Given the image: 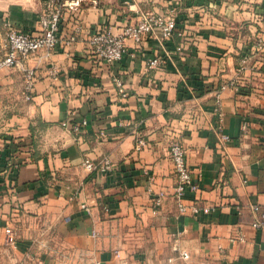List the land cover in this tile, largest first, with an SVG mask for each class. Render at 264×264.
I'll return each instance as SVG.
<instances>
[{
    "label": "crops",
    "instance_id": "0c3cea01",
    "mask_svg": "<svg viewBox=\"0 0 264 264\" xmlns=\"http://www.w3.org/2000/svg\"><path fill=\"white\" fill-rule=\"evenodd\" d=\"M38 9L0 8V56L4 22L38 31ZM172 9L181 35L127 41L118 62L99 60L88 44L94 30L117 35L142 13ZM59 36L47 60L26 62L37 74L30 99L20 72L0 70V264H71L70 252L77 264H264V229L251 226V206L264 210V0H86L63 11ZM156 56L163 62L148 70ZM138 138L146 146L136 151ZM173 139L199 186L184 191V212ZM86 160L108 167L88 171ZM13 221H30V237L9 239ZM237 230L245 241L232 244Z\"/></svg>",
    "mask_w": 264,
    "mask_h": 264
},
{
    "label": "built area",
    "instance_id": "2783aa9c",
    "mask_svg": "<svg viewBox=\"0 0 264 264\" xmlns=\"http://www.w3.org/2000/svg\"><path fill=\"white\" fill-rule=\"evenodd\" d=\"M86 0H45L43 7L40 10L38 16V31H24L17 29L5 23L6 37L3 44V52L0 56V70L3 69H15L22 74L23 78V94L25 99H30L34 91V85L37 78L36 68L28 66L27 60L32 57L38 56V61L47 60L51 52L57 47L61 39L59 36L60 24L63 17V11L65 9L70 11H77L82 3ZM80 27L76 28L78 31ZM159 32L160 39L162 41L169 40L175 33L181 35V32L176 29V22L174 16V10H169L167 14H155L152 12L142 13L138 20L132 24H128L123 27L120 32L115 35L109 28L97 29L88 34V44L93 50L97 58L107 64L118 62L122 59L127 52V41H131L134 46H139L149 36ZM76 41V36L71 35L65 41L66 47L71 46ZM262 45L261 40H257L256 48L260 49ZM179 50V48H178ZM166 56L168 53L166 52ZM163 60L156 56L149 59L146 62V68L148 70L158 67ZM246 58L240 60V68L242 71L245 68ZM52 77L56 76V70L53 68L50 71ZM112 81L117 89V92L122 98H127L129 92L126 91L122 80L112 75ZM234 84H223L220 86V90L225 89L227 86H233ZM215 112L219 115V120L222 119V111L220 109L219 91H216L215 100ZM63 126L67 127L66 123ZM78 125L71 127V131H77ZM247 125L242 124L243 131L246 130ZM222 140H228L229 136L221 134ZM146 146V141L143 138H138L135 142L134 150L139 151ZM169 157L172 161L176 184L174 187V197L178 202V209L180 212H184L186 207L181 203L182 195L185 190L196 192L199 189L197 182L192 178L191 172L187 166L185 159V148L182 143L173 139L169 144ZM84 167L88 171H104L108 167V162L104 161L101 165H95L89 160L84 162ZM144 175L147 177L148 182H152L153 176L144 170ZM148 190L151 191L149 184ZM165 197L164 191L154 192L152 197L153 212L162 205V201ZM192 212L196 213L198 209L196 207L190 208ZM204 213H208L212 210L211 207H204ZM251 210L254 214L251 226L254 229H264V210H261L259 206L252 205ZM5 233L9 239L13 238V233L10 228L5 229ZM232 244L245 241L244 234L237 230L236 234L229 238ZM181 256L187 258V253L182 252Z\"/></svg>",
    "mask_w": 264,
    "mask_h": 264
},
{
    "label": "rangeland",
    "instance_id": "374dc122",
    "mask_svg": "<svg viewBox=\"0 0 264 264\" xmlns=\"http://www.w3.org/2000/svg\"><path fill=\"white\" fill-rule=\"evenodd\" d=\"M11 3H18V5H21L23 7H29V8H39V13L41 8L43 7V0H0V8H5L8 5H10ZM39 16V14H38ZM38 18V17H37ZM5 24V22H4ZM7 31V29H6ZM30 228V221H26V223H21L20 221H13V225L11 227V231L12 233L18 236L17 238H19L20 234H21V238H24V236H28V238L30 237V233L33 232V229H29ZM24 234V236L22 235ZM44 247V246H43ZM71 257H73V261H71V264H77V261L75 260L76 255H73L72 252H70ZM77 259V257H76Z\"/></svg>",
    "mask_w": 264,
    "mask_h": 264
}]
</instances>
